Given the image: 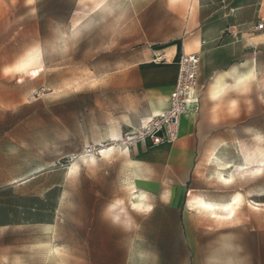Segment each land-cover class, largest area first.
Instances as JSON below:
<instances>
[{
  "label": "rangeland",
  "instance_id": "rangeland-1",
  "mask_svg": "<svg viewBox=\"0 0 264 264\" xmlns=\"http://www.w3.org/2000/svg\"><path fill=\"white\" fill-rule=\"evenodd\" d=\"M263 17L264 0H0V264H238L226 240L264 233V170L251 171L264 157ZM202 32L212 49L226 41V93L205 96L214 69L178 154L128 141L170 92L145 90L142 73ZM118 131L119 149L99 153ZM138 190L153 211L133 207ZM257 251L247 264H264V238Z\"/></svg>",
  "mask_w": 264,
  "mask_h": 264
},
{
  "label": "crops",
  "instance_id": "crops-1",
  "mask_svg": "<svg viewBox=\"0 0 264 264\" xmlns=\"http://www.w3.org/2000/svg\"><path fill=\"white\" fill-rule=\"evenodd\" d=\"M206 33L203 34L200 33L198 34L195 39L193 41H198L199 43L196 44V42H193V46L191 47H180V48H176L175 52H174V59H176L180 54L182 55L183 53H200L202 56V64H201V70H200V76L202 77L201 80V84L199 83V85L202 86V88H205L206 86H212L213 84L208 83V81H210L211 79V74L210 72H213V70H222V75L220 80H218V82L213 85L215 86L214 92L213 91H209V89L207 91L204 92L205 96L209 95L210 93H214L213 95L215 97L220 96V94H225L226 93V48H224V50H219V48L222 47H226V41L223 42V44L221 45V47H217V50L212 49V41L211 39L207 36ZM206 38V40L204 41V39ZM223 53L224 56V60L223 62L218 65V64H209V60H211L212 58H214L215 53ZM181 57V56H180ZM179 61V59H178ZM178 61L177 63H170L169 65L164 64V65H158L154 68V70H151L148 73H142V77H141V84L143 86V88L145 90H149V89H164L165 91L168 92V90L170 89L169 95H168V99L167 101L165 100H160L159 102H156L155 104L151 105L145 113H142V116H145L143 118L140 119V123L142 124L143 122H145L148 118H151L152 116H156L157 114L165 111L168 108L169 105V99H170V95L174 89L175 83H176V78H177V72H178ZM200 79V78H199ZM155 87V88H154ZM194 116L191 114H187L185 115V117L182 120V129H181V136L180 139L177 142V145H174L172 147H170V151H172V154H178L177 149H181L182 147L180 146L181 144H183V142H185L186 140L182 137V132L184 128H187L190 125V121L192 120ZM141 126V125H140ZM122 132L118 131V132H114L112 134V140L113 139H119V137H121ZM176 144V143H175ZM119 146V145H118ZM169 144H165V145H160V146H154L150 143L147 144H140V147H144L148 150H162L165 149L167 147H169ZM119 149V148H115ZM113 150V151H115ZM110 150H108L109 152ZM112 153V152H109ZM255 202H257L255 200ZM259 203V202H257ZM235 218V216L230 217V218H226V224L230 223L231 221H229V219ZM236 220L232 221L233 223ZM263 238H264V233L263 231H259L256 234H248L246 229H240L238 231V236H237V241L231 240L229 238L227 244L230 245V247L232 246H237L238 250H234V261L237 260L238 264H247L248 262V258L249 261L252 260L250 258V255H255L258 253L257 249L258 246H261L263 243ZM258 240H260V242H258ZM235 248V247H233ZM249 254V257H248ZM199 256V254H198ZM237 258V259H236Z\"/></svg>",
  "mask_w": 264,
  "mask_h": 264
},
{
  "label": "built area",
  "instance_id": "built-area-1",
  "mask_svg": "<svg viewBox=\"0 0 264 264\" xmlns=\"http://www.w3.org/2000/svg\"><path fill=\"white\" fill-rule=\"evenodd\" d=\"M257 29L264 31V17L260 20ZM201 64L200 53H184L179 58L176 83L170 95L168 108L152 116L146 123H142L135 139L142 144L150 143L154 146L178 142L183 118L186 114L195 116L200 109L198 87ZM130 139L128 138V141H131Z\"/></svg>",
  "mask_w": 264,
  "mask_h": 264
},
{
  "label": "bare ground",
  "instance_id": "bare-ground-1",
  "mask_svg": "<svg viewBox=\"0 0 264 264\" xmlns=\"http://www.w3.org/2000/svg\"><path fill=\"white\" fill-rule=\"evenodd\" d=\"M249 75H246V77L245 78H239L238 80H237V82H241V81H244V79H246L247 77H248ZM187 115V114H186ZM192 115V114H191ZM150 118H148L145 122H143V123H146L148 120H149ZM130 140H135V137H132ZM119 140H117V139H113V140H111L110 142V144L111 145H109L108 147H106V148H103V149H101L100 150V152L99 153H101V154H103L104 156H106L107 154H109V152H113V150L115 149V147L116 146H118V142ZM108 150H110L109 152H108ZM254 156V155H253ZM79 158L82 160V161H84V162H90V163H93V164H95V163H97V157L94 155V154H90V155H88V154H86V153H84V154H81V155H79ZM78 158V159H79ZM252 158V157H251ZM263 159H261L260 160V164L262 165L261 167H259L257 164L256 165H252L253 166V168L251 167V171H253V170H255V169H258V170H264V157H262ZM256 159V158H255ZM256 161V160H255ZM244 162V161H243ZM246 163H244V164H242V165H240L239 167H238V170H239V174H242L241 172H242V170H244V169H246L247 167H249L250 168V165L251 164H253V163H250L251 161H249L248 162V160H246L245 161ZM257 162H259V161H257ZM259 164V165H260ZM228 168V169H227ZM71 171L72 172H74V173H77V171L79 170V162L77 161V162H74L73 163V165L71 166ZM254 172V171H253ZM225 173H226V175H225ZM219 175V178H221V179H223V180H227V177H234V175H232V171L229 169V167H228V165H222V170H221V172H219L218 173ZM138 183L140 184V181H138ZM135 189H136V187H135ZM136 193H139V195H138V200L136 201V202H134L132 205H133V207L136 209V210H138V211H141V212H151V211H153V209H154V206H153V204L151 203V199H150V196H148V194L147 193H145L144 191H136ZM242 196V195H241ZM242 198H244L243 196H242ZM245 200V199H244ZM249 203L251 204V205H253V207L254 208H256V209H258V207L260 206L259 205V203H257V202H255L254 200H249ZM202 206L203 207H206L205 206V204H202ZM111 207H114V205H111ZM227 207V206H226ZM206 208H209V207H206ZM210 208H212V206H210ZM231 213V215H229ZM229 214H227V215H224V216H222L224 219H226V218H230V217H233V216H235V210L233 209V207H231V209L229 210Z\"/></svg>",
  "mask_w": 264,
  "mask_h": 264
},
{
  "label": "snow or ice",
  "instance_id": "snow-or-ice-1",
  "mask_svg": "<svg viewBox=\"0 0 264 264\" xmlns=\"http://www.w3.org/2000/svg\"><path fill=\"white\" fill-rule=\"evenodd\" d=\"M29 2H31V0H29ZM229 183H231V181H229ZM226 211L229 210V209H225Z\"/></svg>",
  "mask_w": 264,
  "mask_h": 264
}]
</instances>
